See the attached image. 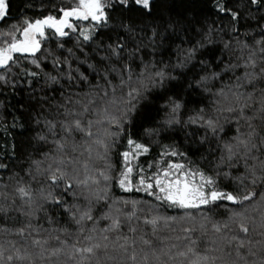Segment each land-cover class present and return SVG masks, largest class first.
I'll list each match as a JSON object with an SVG mask.
<instances>
[{
	"label": "snow or ice",
	"instance_id": "6c2138e0",
	"mask_svg": "<svg viewBox=\"0 0 264 264\" xmlns=\"http://www.w3.org/2000/svg\"><path fill=\"white\" fill-rule=\"evenodd\" d=\"M156 7L157 0H69L5 23L12 0H0V70L20 66L33 78L0 81H43L39 95L33 88L18 102L34 125L27 166L4 182L9 163L0 159V217L16 213L18 224L0 232L24 241L10 251L0 245V264H264V0H213L229 17L219 27L190 5L176 15L169 0L153 15ZM173 47L175 63L156 59ZM197 90L210 102L189 109L184 97ZM154 95L164 115L138 136L130 130L137 117L148 123L160 111ZM22 119L13 116L12 126ZM191 126L203 129L198 140L192 133L196 151L208 145L199 161L174 141L160 143L162 131ZM125 138L117 170L111 155ZM153 144L160 152L141 163ZM0 155L14 159L16 144ZM114 186L155 203L141 214L142 202L116 196ZM163 205L187 211L162 215ZM222 205L226 215L214 212ZM161 221L189 226L178 243H166Z\"/></svg>",
	"mask_w": 264,
	"mask_h": 264
},
{
	"label": "trees",
	"instance_id": "16d2710c",
	"mask_svg": "<svg viewBox=\"0 0 264 264\" xmlns=\"http://www.w3.org/2000/svg\"><path fill=\"white\" fill-rule=\"evenodd\" d=\"M161 0H157V7L153 12V15H158L160 8ZM172 3L173 15L182 14L185 11L187 6H191L195 9V14L200 18L201 22H204L206 19L207 24H213L219 27L222 23L227 25L229 17L218 13L213 7V0H195L194 3H191V0H169ZM246 2V0H228V6L233 7L235 4H241ZM43 3V7L41 6ZM55 3L57 8L61 5V3H69V0H12V10L11 13L5 23H11L14 18L19 17L21 14L27 16H35L39 14H47V11L52 10L51 5ZM151 18H144V25L147 27L148 22ZM137 23H140L139 21ZM241 23H244L241 20ZM4 27L3 24H0V28ZM66 40V48H71L74 46L76 37L75 35H71L70 37L65 38ZM180 41L177 40L176 43ZM219 55V51L216 53ZM172 57V62L175 63V47L169 50L158 49L156 59H163L165 62ZM208 59H213V57H208ZM225 59L227 56L225 54ZM23 67H27L30 70L38 71L34 65H31L30 62L24 61ZM47 67L50 69V62L47 64ZM8 75L9 81L11 78L15 77L17 81H27L33 79L31 77H25L24 73L21 71L20 66L13 67L11 70H0V75ZM231 75V73H229ZM225 80L228 79L227 76L224 77ZM42 78H38L35 80L32 86H29L27 83H17L13 86L10 82L5 85L2 81H0V153L11 151V145L14 142L16 144V157L14 159H7L0 155V159H3L4 162L9 163V170L7 172H3L4 182H8L9 173L16 170L18 171L21 167H26L25 161L27 160L29 154L34 151L35 141L32 139L34 135V125L31 123L29 119V113L27 111H20L18 102L23 103L28 94L32 91L33 88L37 90V95L40 94L39 89L42 85ZM217 86H219V82H217ZM171 94V93H169ZM154 108H159L160 111L157 112L155 110L151 111V120L148 123H145L144 117H137L135 122V126L130 130L135 132L136 135H142V128L148 127L152 122H158L164 115L163 110V101L159 100L155 95L152 97ZM188 101V108L191 109L195 106L199 105L200 101H203L204 104H208L209 98L206 94H200L199 90L191 92L190 95H186L184 97ZM187 115V113H186ZM13 116H21L23 119L17 122L15 127L12 126ZM20 123H23L25 126L22 128L19 126ZM5 125H7V132L5 131ZM195 132V139L198 140L200 135H203V129L196 130V126L191 127H177L174 129H168L161 132L160 143H170L175 142L178 146H180L181 150H188L193 160H200V155L207 149L208 145H204L203 148H200L199 151L196 149L199 147L198 144L190 143L193 140L192 133ZM231 134V133H230ZM159 139V138H153ZM126 146V138L123 143L118 144L115 149L112 151L111 161L113 164L117 166V170H119L122 157H120L119 153L124 150ZM40 147V146H37ZM41 150H44L41 148ZM160 146L158 144L152 145V150L146 157H141L140 162L144 163L145 160L151 161L159 152ZM177 159V158H173ZM203 163V162H202ZM2 171V170H0ZM113 192L116 196H120L128 199L129 201H141L138 205L139 209H143L144 214L147 212V209L150 207L149 202L155 203L154 198L149 196L147 193L143 191H137L133 189L132 191L126 192L121 190L118 186H114ZM70 198V197H69ZM129 210H131V205H129ZM162 215L167 216H181L184 215L187 210L178 209V208H169L166 205H163L159 209ZM193 211L194 215L199 216V213L196 210ZM217 214H225L226 211L223 205L220 208L214 210ZM16 213L10 214L7 219L0 217V225H6L8 229H12L15 226H18L16 222ZM23 219V218H21ZM171 227H165L164 222L161 221V230L160 235L162 237L171 238L170 241L166 240L165 242L178 243L175 240V236L180 234L181 226L187 227L189 226L187 221L183 222H169ZM172 229H175L173 231ZM15 241L17 245L22 244L24 241L16 236L14 233L9 232L7 235L0 232V245L3 246L4 249L11 250V244ZM9 253L5 251V256Z\"/></svg>",
	"mask_w": 264,
	"mask_h": 264
}]
</instances>
